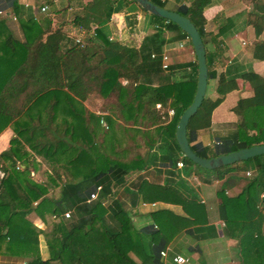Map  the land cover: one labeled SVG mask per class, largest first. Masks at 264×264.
<instances>
[{"label": "trees", "instance_id": "obj_1", "mask_svg": "<svg viewBox=\"0 0 264 264\" xmlns=\"http://www.w3.org/2000/svg\"><path fill=\"white\" fill-rule=\"evenodd\" d=\"M151 1L187 16L205 46L208 83L214 81L217 95L206 94L189 119L187 137L190 143L195 141L192 149L202 157H212L264 143V71L220 70L209 49L210 43L220 46L233 36L245 12L232 14L235 5L229 2L216 29L206 31L204 9L217 0H174L172 5L170 0ZM233 1L251 5L243 19L254 27L256 35L250 54L252 59L264 61V0ZM131 2L134 0H89L73 20L75 28L83 31L78 37L52 26L46 14L42 18L46 27L31 18L22 19L19 0H0V10L8 9L0 17V130L8 126L13 131L10 147L0 152V257H22L25 264H161L160 251L174 233L170 230L199 223L198 214L204 208L194 199H176L179 190L171 183L157 190L158 185L147 180L139 185L145 198L180 201L188 217L167 210L155 212L157 228L137 229L120 201L106 205L112 191L109 177L118 179L130 168L145 166L139 160L126 166L115 158L120 155L114 153L115 148L124 143L126 131L140 135L150 145L160 142L158 147L166 153L162 160L173 166L182 160L184 174L197 167L222 180L217 192L221 199L218 213L228 235L237 239L240 264H264L260 220L248 217V200L258 199L263 190L264 155L216 169L200 167L183 156L175 128L192 102L197 63H170L165 70L162 54L166 44L188 35L174 22L145 12L150 17L149 32L131 36L128 42L111 37L112 14ZM14 15L22 38L15 37L6 24ZM12 36L15 39L11 41ZM223 54L226 59L231 56L230 52ZM177 70L188 73L178 79L173 76ZM237 78L249 84L248 92L239 88ZM93 97L101 100L100 114L88 105ZM219 106L227 108L235 120L226 124L215 143L205 146L196 138L211 129L213 111ZM169 108L174 111L170 117ZM27 148L45 165L46 184L31 179L27 166L19 168V161L28 157ZM247 170L250 174H243L247 183L241 192L227 196L228 183ZM100 181L104 184L96 199L88 200ZM49 186L59 188L57 198L46 196ZM67 210L70 218L64 216ZM36 216L45 228L34 223ZM39 234L46 241L45 259L39 249Z\"/></svg>", "mask_w": 264, "mask_h": 264}, {"label": "crops", "instance_id": "obj_2", "mask_svg": "<svg viewBox=\"0 0 264 264\" xmlns=\"http://www.w3.org/2000/svg\"><path fill=\"white\" fill-rule=\"evenodd\" d=\"M88 1L89 0H50L51 3H46L43 0H19L21 5L20 11L23 12L20 17L24 20L31 18L38 24L46 27L48 24L42 21V18L46 14L51 18L52 26H60L63 30L68 31L73 35L76 34L79 37L83 34V31L79 30V28H75L73 20L76 15L81 12L82 5ZM180 1L181 3H187V0H179V2ZM229 2H233V5H235L233 11L236 12L237 10H241L245 12V15L241 14L240 17L242 18L243 16L246 18V13L248 15L251 6L247 1L236 2L233 0H217L213 5L204 9V15L207 19L206 31L216 29L215 17L221 15L225 5L229 4ZM174 3V0H170V5ZM42 6H46L45 11L41 10ZM6 10L8 9L0 10V17L5 15L7 12ZM146 16L147 14L142 11L135 2L129 3L125 6L123 11L112 14L109 21V25L113 32L111 37L113 35V37H116L123 42H128V36H125L127 32L125 27L129 28V36H140L142 33L144 34V31L138 32V30L135 29V25H141L144 23L147 18ZM40 21H42L43 24L40 23ZM131 22L133 24H130ZM6 24L11 30H13V35L15 37L22 38L19 21L15 15L12 18H9ZM255 38L254 27L244 23L243 19H239L237 30H235L233 36H230L227 40L224 39L225 44H221L220 46L211 43L209 44V49L214 54V65L220 70L225 71L232 68L233 71H238L239 62L241 61V55L243 53L245 54V58L252 61V63H250L251 69L258 72L264 71V61L252 59L250 54L251 43ZM14 39V37L11 38V41ZM184 40L171 42L163 47V53L168 56L169 63H182L195 60L193 49L186 51L185 53L181 51V49L189 42ZM238 42L240 44L237 45ZM179 43L182 44V46H180ZM241 44L245 45L243 48L241 47L242 51L241 48L240 50L237 49ZM223 52H230L231 56L226 59L223 57ZM222 57L223 60H221ZM186 72V70H177L173 73V76L178 79L179 77L183 78L188 73ZM237 83L242 91H249L250 87L247 82H244L241 78H237ZM208 87L209 84L207 86V92H209ZM214 87L215 83L210 91V96L213 94L215 97L217 93ZM236 97L237 96L233 99H236ZM90 101H92L94 105H97L95 111L97 114H100L101 110L98 108V105L101 104V100L98 97H93ZM170 109L172 108H169L168 110ZM171 115L172 114L169 113V117ZM234 120V116L227 111V108H223L222 106L215 108L212 114L211 129L209 131L198 133L196 141L202 142L205 146L212 145L215 143L217 139L216 137L224 132L226 124L231 123ZM123 132L125 141L123 144L115 148L114 153H120L118 156L115 155V158L118 157L122 162H126V166H132V161L136 160L143 161L145 166L135 169L130 168L128 171H125L123 176L119 174L118 179L110 176L109 179L111 181L112 191L107 195L106 205H109L112 201H120L124 209L131 216L135 228L140 229L152 225L157 228L158 222L154 221L153 218V213L155 212L167 210L173 215L181 217H188V213L183 208L180 201L170 202L162 198L148 200L144 197L143 191L139 190V185H142V182L147 180L157 184L158 190L162 189L160 186H164L166 183H171L170 185L178 189V193L181 194V196L178 194L176 199H194L195 202L203 205L204 211L198 214V217L201 219L199 223L187 228L179 229L178 226L177 228L170 230L174 233L163 249L166 251V255L161 257V264H179L173 260V257L176 255H181L187 258L186 262L180 264H240L237 239L228 235L227 230L224 228V222L220 219L218 213L221 199L217 192L218 189H220L222 180L217 179L212 173L197 167L191 168V173L186 175L182 170L184 166H173L169 164L167 160H162V157H165L166 153L158 147L160 142L150 145L145 140H141L142 138L140 135H132L126 131ZM117 134L118 136H121L120 131L117 132ZM12 136L13 131L11 127L6 126L0 130V152L10 147V139ZM122 139L121 136L120 140L122 141ZM193 143H195V141ZM26 150L28 152V157L27 159L24 158L25 162L19 161V168L24 169L27 166L31 173V179L38 183L46 184L44 174V170L46 169L45 165L37 162L38 156L30 148H27ZM173 171L175 175L172 173ZM243 174L248 176L250 171L247 170L246 172H241V178L237 181H230L228 183L225 190L227 196H236L241 192L242 188L247 183V178L244 177ZM2 175L3 172H0V177ZM180 182H184V184H181ZM103 184L104 181H100L95 190L92 191L96 193V197ZM97 187H100V189H97ZM47 188V197L57 198L59 196V188H54L52 186ZM262 193H264V184L259 198H250L248 200V217L249 220L254 221L259 219V226H261L262 231L264 232V197L261 196ZM33 205H36V201H33ZM106 205L105 208L108 211V206ZM106 217L107 220L111 221V217H108L107 214ZM33 219L34 223L39 228H45L39 217L36 216ZM38 241L41 256L45 259L48 257V251L43 234H39ZM0 264H25V261L22 257L18 256H1Z\"/></svg>", "mask_w": 264, "mask_h": 264}, {"label": "water", "instance_id": "obj_3", "mask_svg": "<svg viewBox=\"0 0 264 264\" xmlns=\"http://www.w3.org/2000/svg\"><path fill=\"white\" fill-rule=\"evenodd\" d=\"M144 12L155 15L177 24L188 37L197 63L196 88L192 102L180 114L176 129L175 139L178 147L187 159L206 169H216L225 165L247 160L256 155H264V143L243 147L228 153L217 154L212 157H202L191 147L187 137L189 119L196 113L206 96L208 86V67L203 39L195 24L181 13L159 6L151 0H134Z\"/></svg>", "mask_w": 264, "mask_h": 264}, {"label": "rangeland", "instance_id": "obj_4", "mask_svg": "<svg viewBox=\"0 0 264 264\" xmlns=\"http://www.w3.org/2000/svg\"><path fill=\"white\" fill-rule=\"evenodd\" d=\"M238 11H241V10H237L236 12H232V14H234V13H238ZM1 12V11H0ZM147 18H146V20L144 21V23H142L141 25H139V24H137V25H135V29H137L138 30V32L139 31H141V32H143L144 31V33L145 32H149L150 30H149V24H150V17L147 15L146 16ZM223 17V16H222ZM222 17L220 16V15H218V16H216L215 17V24L216 25H218L220 22H221V19H222ZM148 19H149V21H148ZM240 20H242V19H244V17L242 16V18L240 17L239 18ZM149 22V23H148ZM124 29V28H123ZM125 29H127V32H126V35L125 36H128V38H127V40H129V37H131V36H129V34H130V31H129V28H126L125 27ZM143 34V33H142ZM141 34V35H142ZM127 40H124V41H127ZM238 44H240L239 42L237 43V45ZM230 45V44H229ZM243 46H245V45H243V44H241V45H239L238 47H237V49L238 50H240V48L242 47L243 48ZM226 47V46H225ZM242 48H241V51H242ZM192 49V46H191V44L188 42V44L187 45H185L182 49H181V51L182 52H186V51H189V50H191ZM250 63H252V61H250L249 59H247V58H245V54H243L242 53V55H241V61L239 62V67H238V71L239 72H241V71H244V70H247V69H249L250 68V66H251V64ZM209 87H208V95L210 96V91L212 90V86H213V84H214V82L212 81V80H209ZM211 97H214V95L212 94L211 95ZM91 103L90 104H88L92 109H97V105H94L93 104V102L92 101H90ZM98 108H99V105H98ZM71 213V212H70ZM65 216V215H64ZM67 218H70V216L69 217H67Z\"/></svg>", "mask_w": 264, "mask_h": 264}, {"label": "built area", "instance_id": "obj_5", "mask_svg": "<svg viewBox=\"0 0 264 264\" xmlns=\"http://www.w3.org/2000/svg\"><path fill=\"white\" fill-rule=\"evenodd\" d=\"M41 10H42V11H45V10H46V6H42V7H41ZM184 41H189L188 37H186V39H185ZM179 44H180V43H179ZM180 46H182V44H180ZM152 56H154V55H152ZM169 64H170V63H169V61H168V56H167L165 53H163V54H162V67H163V69L167 70ZM169 113L173 114V110L170 109V110H169ZM183 165H184V163H183L182 160L177 161V166H178V167H182ZM97 189H100V187H97ZM261 196L264 197V193H262ZM94 198H96V193H95V192L90 193V198H89V199L91 200V199H94ZM64 215H65V217H69V216H70V212H69V211H66V212L64 213ZM160 255H161V256H165V255H166V251L161 250V251H160ZM173 260H174L176 263H179V264H180V263H184V262H186V261H187V258L184 257V256H181V255H176V256L173 257Z\"/></svg>", "mask_w": 264, "mask_h": 264}]
</instances>
